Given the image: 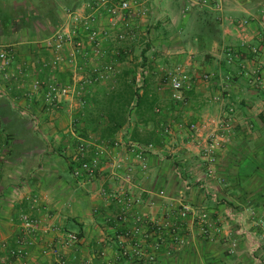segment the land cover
I'll list each match as a JSON object with an SVG mask.
<instances>
[{"label": "crops", "instance_id": "obj_1", "mask_svg": "<svg viewBox=\"0 0 264 264\" xmlns=\"http://www.w3.org/2000/svg\"><path fill=\"white\" fill-rule=\"evenodd\" d=\"M99 1L0 0V44L10 45L13 51L6 77L0 72V238L15 237L19 217L28 214L38 219L40 241L46 244L38 247L43 252L35 250L32 258L15 264H264L260 234L264 219V118L260 114L264 91L238 75V64L229 67L224 62L225 47L257 43L255 30L264 0H213L208 5L194 0H108L129 1L132 6L126 16L124 40L113 38L101 44L103 58L115 67L116 77L96 85L94 92L114 88L119 77H130L140 67L137 70L145 73L144 81L148 77L146 83L164 105V100L171 102L168 79L162 80L166 72L182 66L193 78L177 107L179 115L162 117L169 132L158 143L154 141L146 168L131 162L129 169L131 186L142 194L139 213L143 217L157 224L174 223L177 206L190 204L209 217L210 236H201L194 220L188 218L181 230L183 238L162 245L154 262L118 256L122 231L114 225L118 212L99 195L101 188L118 184L108 170L90 180L72 175L76 150L70 147V140L97 141L104 124L102 115L96 118L99 125L94 133L84 130L82 113L76 119V133L65 111V115L55 113L59 127L46 123L42 91L31 89L32 82L42 79L70 85L74 72L95 61L90 55L52 68V55L43 41L73 14L90 13V7ZM96 12L106 23L104 10ZM244 18L253 19L255 28L241 36L236 22ZM135 42L140 48L139 65H134L131 54ZM68 54L66 49L65 56ZM226 73L233 76L232 82L229 91L221 93L218 82ZM204 74L214 75L211 83L202 81ZM217 95L222 97V107H234L235 118L227 141L214 155V174L210 176L200 151L210 121L221 114L214 100ZM191 125L198 126V133L190 130ZM151 130V125L144 127L132 116L113 139L135 141L133 134L144 139ZM159 191H164L163 198L156 196ZM67 233L75 234L77 242L65 246ZM49 248L59 258L45 252Z\"/></svg>", "mask_w": 264, "mask_h": 264}, {"label": "built area", "instance_id": "obj_2", "mask_svg": "<svg viewBox=\"0 0 264 264\" xmlns=\"http://www.w3.org/2000/svg\"><path fill=\"white\" fill-rule=\"evenodd\" d=\"M197 4L208 5L213 0H194ZM134 5V3H133ZM132 3L121 1L114 3L108 0H100L96 7H90V13L73 14L70 21L56 31L52 36L43 41L44 47L51 53L50 65L52 68H59L65 62L76 63L79 57L84 59L90 57L95 61L88 65H82L78 71L74 72L70 85H60L51 80H35L31 84L34 92L42 91V97L47 105L54 106L62 102H71L78 96V91H86L96 85L111 82L116 77V69L105 61L104 51L101 44L105 41L116 38L118 41L124 40L123 29L128 28L126 16L130 14ZM102 8L106 14V23L101 19L97 10ZM96 9V10H95ZM95 10V11H94ZM258 30L256 31L257 43L246 45L242 43L240 48L227 46L224 48V62L229 67L238 64L239 76H243L246 81L255 89L264 91V10L259 18ZM237 33L246 34L247 31L254 30V20L251 18L240 19L236 22ZM244 50L249 52L250 60L247 61L243 54ZM66 49H69L68 57L65 56ZM10 45L0 44V72L7 74L11 67L13 54ZM76 69V68H75ZM6 77V76H5ZM145 73L138 72L135 77V86L142 87ZM232 75L226 73L219 80L218 86L221 93L229 91L232 82ZM214 75L204 74L202 81L211 83ZM193 78L182 66H176L168 77L170 88V98L174 101L183 102V92L189 91ZM215 102L220 105L221 114L210 121L211 129L208 131L204 146L201 148L200 157L204 165L205 172L213 176V158L217 150L223 147L228 136L233 130L235 109L232 105L222 107V97L217 95ZM79 104L84 101L78 99ZM264 118V106L260 112ZM190 130L198 133L197 125H191ZM164 132H169L168 125H164ZM153 151L152 145H142L129 138L113 139L109 142H98L93 140H81L76 148L74 161L76 163L72 175L77 179H95L98 174L108 170L113 182H117L116 187L101 188L99 195L109 201L118 212L115 219L119 225L125 226V237L131 242L125 249V245L119 242L120 255L123 258H133L136 261L145 259L147 262H154L159 249L162 247V235L166 232L171 239L177 241L179 227L174 224H157L147 220L140 213L143 202L142 194L137 192L132 185V174L129 164L135 162L140 164L142 170L146 168L145 161ZM189 187L186 186V190ZM157 197L163 198L164 191L156 193ZM130 216V217H129ZM188 218H192L199 228L200 234L206 236L209 232L208 216L204 212H198L190 204H180L177 206L176 220L180 226ZM19 223L24 237L15 240V246L8 250L12 258H24L29 255L28 247L34 246L39 237L38 222L30 215L20 216ZM264 228V219L261 221ZM159 235V241L150 246L148 250H143V246L137 240L138 237L151 239L153 235ZM163 240H166L163 237ZM77 241L73 233H67L64 245L70 246ZM58 257L57 251L53 252ZM0 264H5L0 260ZM54 264H64L57 261Z\"/></svg>", "mask_w": 264, "mask_h": 264}, {"label": "trees", "instance_id": "obj_3", "mask_svg": "<svg viewBox=\"0 0 264 264\" xmlns=\"http://www.w3.org/2000/svg\"><path fill=\"white\" fill-rule=\"evenodd\" d=\"M143 82L144 87L140 92V89L133 87L128 74H126L119 77L114 88L98 89L94 92V95L87 98L80 105L82 110L79 111L78 115L81 113L84 115V130L91 129L93 133L96 132L95 130L99 125L96 118L98 115H102L104 124L97 141L109 142L114 135L122 131L129 119L135 116L138 123H141L144 127L151 125L152 130L146 132L144 139H140L139 135L133 134V140L142 145H153L154 141L157 142L160 138L162 139L165 132L161 119L166 115L168 109L161 105L158 95L151 86L146 81ZM182 103L172 99L170 102L174 105ZM157 117L160 118L157 120Z\"/></svg>", "mask_w": 264, "mask_h": 264}, {"label": "rangeland", "instance_id": "obj_4", "mask_svg": "<svg viewBox=\"0 0 264 264\" xmlns=\"http://www.w3.org/2000/svg\"><path fill=\"white\" fill-rule=\"evenodd\" d=\"M135 4V3H134ZM136 43V42H135ZM142 47V46H141ZM134 54V56H133V61H134V65H139L138 63V61L137 60H139V55H140V48H139V44H135L134 46H133V48H132V51H131V54ZM132 54V55H133ZM140 67H138L137 69H139ZM136 69V71L132 74V75H130V77H129V80H130V83L133 85V87H135L136 89H140V88H142V87H140V88H137L136 86H135V77H136V75L138 74V72H140V71H138ZM169 74H170V72L168 71V72H166L165 73V76L162 78V80L165 78V80L166 79H168V77H169ZM145 78V77H144ZM144 78H143V81H144ZM42 80H44V79H42ZM145 81H149L148 80V77H146V79H145ZM148 83V82H147ZM71 84V83H70ZM62 85H66V84H64V82H63V84ZM106 87V86H105ZM165 92H168V89H165L164 90ZM94 92V87L93 88H90V89H88V90H86V91H78V96L75 98H73L72 99V101L70 102V104H68L69 102H67V103H65L64 104V102H62V103H60V104H56V105H54V106H50V105H47L45 108H42V111L47 115V119H46V121H48V122H46V123H51L52 125H56V126H58L59 127V125H60V121H59V117H58V115H55V113H60V114H64V113H62L63 111H65V113L66 114H68V116L70 115V117L72 118V121H71V125H70V127H71V130L73 131V132H77V131H79V128H78V122L76 121V119H77V117H78V112L79 111H81L82 109H81V106L80 105H82V104H79V102H78V99H81V100H83V101H85L87 98H90L91 97V95H92V93ZM43 98V97H42ZM171 99V98H170ZM44 100V99H43ZM165 101V104H164V107H166L167 109H168V111H166V115H179L178 113L180 112V110L179 109H177V107H178V105H174V104H170V102H168V101H170V100H164ZM46 110V111H45ZM58 111V112H57ZM65 115V114H64ZM54 127V126H53ZM62 130V129H61ZM72 137V136H71ZM71 142H70V147L71 148H74V150H76V148H77V146H78V143L77 142H73V140H70ZM102 197V196H101ZM111 204V203H110ZM28 215V214H27ZM33 219H35L37 222H38V229H39V221H38V219L37 218H34V217H32ZM19 219H20V217H19ZM116 221V220H115ZM208 221H209V217H208ZM262 221V220H261ZM195 222V221H194ZM167 223H170V224H174V225H176L177 227H179L178 229H179V231L177 232V238H178V242H179V240H180V238H183V231H181L182 230V227H183V225L185 224V222H183L180 226H178L180 223H179V221H177L176 220V215L174 216V223L173 222H167ZM162 224H164V223H162ZM195 224H196V222H195ZM209 224H210V222H209ZM114 225H116V227L117 228H119V229H122V231H121V235H120V237H119V239H118V248H116V251H117V253H118V256L120 255V252H121V247H120V245H119V242H122L124 245H125V249L129 246V244H130V240L129 239H127V237H125V226H123V225H119L118 223H117V221L114 223ZM197 228H198V226H197ZM19 231H18V234L15 236V237H13V238H11V239H6V238H0V260L2 261H4V263L5 264H15V263H17L20 259H28V258H30L31 256H32V254H33V252H35V250H39V251H41V252H43V250H42V248L43 247H46V244L43 242V241H40V239H38L37 238V240L35 241L37 244L36 245H34V246H30V247H28L27 249H28V251H29V255L28 256H26V257H24V258H12V257H10L9 256V254H8V250L10 249V248H13L14 246H15V240L17 239V238H19V237H24L23 235V232L21 231V226H20V223H19ZM209 229H210V227H209ZM198 231H199V228H198ZM38 234H40V232H38ZM199 234H200V231H199ZM216 235H217V233H215ZM260 234H261V238H262V241L264 242V228L262 227V230L260 231ZM164 235H167V233L165 232L163 235H162V245H164L165 243H177V241H174L173 239H171V237H170V235L168 234V236H164ZM201 235V234H200ZM158 236L159 235H153V237L151 238V239H148V240H146V239H143L142 237H138V241H139V243L141 244V246H143V250H148V248L150 247V246H152L153 244H155L157 241H159V238H158ZM201 236H204V235H201ZM210 236V233L208 232V235H207V237H209ZM39 237H41L40 235H39ZM77 237V236H76ZM163 237H165V239L166 240H163ZM64 239H65V237H64ZM77 242V241H76ZM71 245H73V244H71ZM39 246H41L42 248H38ZM52 248V247H51ZM51 248H49V250L48 249H45V252H48V253H52V255H53V252L55 251L54 249H51ZM160 250H161V248H160ZM59 254V253H58ZM31 255V256H30ZM55 257H57V256H55ZM119 257H121V258H123L122 256H119ZM32 258V257H31ZM57 258H59V257H57ZM126 258V257H125ZM126 259H133V258H126Z\"/></svg>", "mask_w": 264, "mask_h": 264}]
</instances>
